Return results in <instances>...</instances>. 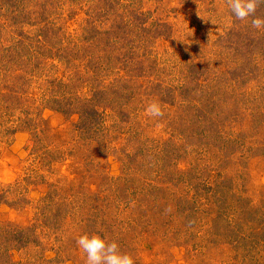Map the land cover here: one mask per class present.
<instances>
[{
    "label": "rangeland",
    "instance_id": "374dc122",
    "mask_svg": "<svg viewBox=\"0 0 264 264\" xmlns=\"http://www.w3.org/2000/svg\"><path fill=\"white\" fill-rule=\"evenodd\" d=\"M0 229L26 242L0 264H85L83 234L264 264V30L225 0H0Z\"/></svg>",
    "mask_w": 264,
    "mask_h": 264
},
{
    "label": "clouds",
    "instance_id": "9594fccd",
    "mask_svg": "<svg viewBox=\"0 0 264 264\" xmlns=\"http://www.w3.org/2000/svg\"><path fill=\"white\" fill-rule=\"evenodd\" d=\"M226 6L236 20L241 22L250 19V26L255 30H264V16H257V10L264 5V0H225ZM145 113L150 118H160L164 115L159 101L148 103ZM76 244L85 254V264H136L130 253L122 252L116 241L98 234H83Z\"/></svg>",
    "mask_w": 264,
    "mask_h": 264
},
{
    "label": "trees",
    "instance_id": "16d2710c",
    "mask_svg": "<svg viewBox=\"0 0 264 264\" xmlns=\"http://www.w3.org/2000/svg\"><path fill=\"white\" fill-rule=\"evenodd\" d=\"M139 16V15H138ZM140 26H138L139 30H146L142 25L143 22L141 21L139 23ZM44 35V32H40V34L38 35L39 37H42ZM45 37V36H43ZM80 109V116L81 118L83 117L84 121H81V124L77 125V127H79L80 130L85 131V130H90V128L93 129L95 123H97L98 117H97V112H95V110H93V108L89 105H86V103H84L83 106L79 107ZM96 121V122H95ZM99 121V120H98ZM93 122V123H91ZM218 213V212H217ZM219 215V214H218ZM16 231L18 230H14V231H9V230H1L0 229V236L3 237L4 242L10 241L9 238H7V235L11 236L15 233V235L17 236V238H15L16 240V245L14 243L15 246H12L11 248L6 247L5 251L3 250L4 244L0 243V255H4V254H8L9 251L14 250V249H21L23 247L26 246V242H24V238L23 235L21 234V232L19 231V233H16ZM1 242V241H0ZM9 256V255H8ZM6 259V258H5ZM8 263L10 264H17L14 263L13 261H11L9 258L7 260Z\"/></svg>",
    "mask_w": 264,
    "mask_h": 264
}]
</instances>
